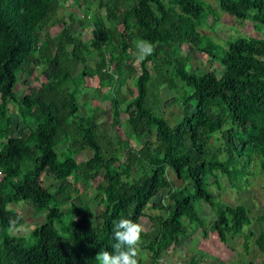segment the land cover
<instances>
[{"label": "trees", "instance_id": "1", "mask_svg": "<svg viewBox=\"0 0 264 264\" xmlns=\"http://www.w3.org/2000/svg\"><path fill=\"white\" fill-rule=\"evenodd\" d=\"M214 1L236 21L264 27V0ZM73 2L92 26L87 40L63 18L56 19L58 32L46 31L60 0H0V264H98L100 251H112L114 223L121 218L149 222L137 246L138 264L157 262L189 230L215 234L229 250L242 238L245 254L253 242L264 255V206L255 235L247 229L250 210L219 201L209 182L218 190L224 178L243 189L254 163L264 192V38L238 36L218 45L201 32L218 17L203 0ZM99 12L104 16L96 17ZM138 39L154 47L142 61ZM184 46L218 63L220 76L190 67L189 56L181 54ZM21 75L28 92L19 97L14 89ZM39 76L44 82L35 86ZM91 77L98 87L80 103ZM128 79L134 89L126 96L121 88ZM110 84L106 117L101 105L90 103L104 97ZM162 86L174 93L165 109L178 105L191 112L173 123L159 113ZM11 101L18 105L15 125ZM123 126L125 138L111 136ZM85 151L91 157L79 162L76 157ZM169 174L180 186L174 187ZM94 183L88 197L85 191ZM163 188L169 203L152 202ZM22 202L44 213L27 237L10 233L24 218L9 207ZM203 205L215 215L209 224L200 216ZM150 209L160 214H147Z\"/></svg>", "mask_w": 264, "mask_h": 264}, {"label": "rangeland", "instance_id": "2", "mask_svg": "<svg viewBox=\"0 0 264 264\" xmlns=\"http://www.w3.org/2000/svg\"><path fill=\"white\" fill-rule=\"evenodd\" d=\"M208 3L211 8L218 13L217 19L210 18L206 23V27L202 29V34H206L210 37L215 43L218 45L224 46L225 43L231 39H234L238 36H246V37H255V38H264V27L259 29H255L253 24L249 21L240 22L231 18L230 16L222 13L217 3L214 0H203ZM103 17V13H97L96 17ZM57 18H63L70 25V28L74 34L82 35L84 40H87L90 36L91 28L89 21L84 18L83 15V7L80 9L75 5L73 0L63 1L60 0V7L57 11V15L55 19L51 22L52 25L46 29L52 35L59 31V26L56 23ZM73 19V22L71 20ZM78 21L84 22V26L80 27ZM181 54L184 56H189L188 65L193 68H199L203 71H214L217 76H220L222 73L221 66L214 62L212 59L207 57L205 54H202L198 51L191 50L189 47L184 46L181 49ZM135 67H138V62H136ZM27 77L21 75L19 77V82L14 89V93L17 96H21L28 92L26 85ZM42 82H44V78L39 76L37 81L34 83L35 86H39ZM121 88L122 94L126 95L129 93V90L134 89L133 80L128 79L125 80ZM98 87V80L96 77H91L87 79L86 85L83 89V95L80 99V103H83L88 100V94L90 90ZM92 88V89H91ZM91 93V92H90ZM104 97L100 96L99 101H91L90 106L93 108L99 107L107 112V116L109 115L110 110V102L109 98L112 97V85H107L104 90ZM159 97L162 101L160 107L158 108V112L161 113L165 118L174 122V119L181 117L184 114H189L191 112L188 110H181L180 106L176 105L169 109H165V103L171 100L174 97V93L162 86L159 88ZM9 108L11 110V116L13 118V124L15 125L19 120L17 117L18 105L15 102H9ZM127 128L123 126V128L118 127L117 130L111 133L112 137L120 136L125 138L127 134ZM17 136V134H16ZM148 138V137H146ZM130 145L133 148H138V143L133 139H129ZM220 142H216L214 145H218ZM91 151L83 152L76 159L81 162L91 157ZM60 159L62 160V156L59 152ZM249 175L246 177L248 180V184L245 185L243 189H234L230 186L229 182L222 178L220 180V189H216L215 185H212L210 180V191L213 192L216 196H218L219 201L227 205H236L241 204L246 206L251 212L252 223L247 228L255 235L258 233L260 229V224L257 222V216L260 214L262 207L264 206V192L262 189V177L258 172L257 168L254 166V163L249 168ZM1 176V172H0ZM168 179L173 182L174 187L180 186L181 182L176 180V177L172 174L168 175ZM45 185H51L52 182L47 177H44ZM81 185V183H80ZM96 183H94L91 187H87L85 193L87 196H92ZM53 190V189H52ZM82 190V188H80ZM167 189L163 188L160 192L159 196L152 199V202L159 203V201L164 203H169L167 201ZM89 207L93 210V212H97L98 208L90 202ZM10 210H15L20 212L23 215L24 222L23 224L15 230L10 231L13 236L17 237H27L36 226H39L44 220V213L35 214L34 209L30 202L19 203L17 205H13L9 207ZM147 214H160L159 210L150 209L147 211ZM200 216L206 224L211 223L215 220L214 213L209 209L208 206H201L200 208ZM42 217V219H40ZM96 224V223H95ZM141 225L143 226L144 231H146L149 227V222L147 219H143L141 221ZM189 230V235L186 238H182L179 247L177 248H169L167 251L163 252L160 255V258L157 262H149L148 264H185L189 262L192 258H196L199 264H219L220 262L226 264H241L242 262H247L249 260L254 262H264V255L257 252L255 249L253 242L250 243L249 254H245L242 249L243 239L237 238L233 243V250H229L227 247L222 245L215 234L208 233V236L205 237L201 230H197L195 232H191ZM140 256L142 259L147 260L148 256L146 252L140 250Z\"/></svg>", "mask_w": 264, "mask_h": 264}, {"label": "clouds", "instance_id": "3", "mask_svg": "<svg viewBox=\"0 0 264 264\" xmlns=\"http://www.w3.org/2000/svg\"><path fill=\"white\" fill-rule=\"evenodd\" d=\"M138 61H142L154 51L153 45L143 39L135 43ZM11 226L16 224L15 220L9 221ZM143 226L130 219L121 218L114 223L112 251H100L96 255L98 264H138L137 246L141 242Z\"/></svg>", "mask_w": 264, "mask_h": 264}]
</instances>
